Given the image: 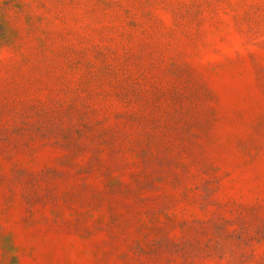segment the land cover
<instances>
[{
    "label": "rangeland",
    "instance_id": "obj_1",
    "mask_svg": "<svg viewBox=\"0 0 264 264\" xmlns=\"http://www.w3.org/2000/svg\"><path fill=\"white\" fill-rule=\"evenodd\" d=\"M0 264H264V0H0Z\"/></svg>",
    "mask_w": 264,
    "mask_h": 264
}]
</instances>
